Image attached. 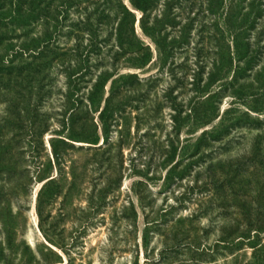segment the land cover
I'll return each mask as SVG.
<instances>
[{
    "label": "rangeland",
    "instance_id": "rangeland-1",
    "mask_svg": "<svg viewBox=\"0 0 264 264\" xmlns=\"http://www.w3.org/2000/svg\"><path fill=\"white\" fill-rule=\"evenodd\" d=\"M0 264H264V0H0Z\"/></svg>",
    "mask_w": 264,
    "mask_h": 264
},
{
    "label": "trees",
    "instance_id": "trees-1",
    "mask_svg": "<svg viewBox=\"0 0 264 264\" xmlns=\"http://www.w3.org/2000/svg\"><path fill=\"white\" fill-rule=\"evenodd\" d=\"M153 2V0H131L132 6L135 10H143V5H151ZM127 13L131 16H133L130 12L127 11ZM126 31V32H124ZM118 35H119V40L121 42V45L123 46L124 43V37L127 35V40H129V45L131 46L132 42H134L135 40V32L134 30H132L131 33H129L127 30L123 29V25L122 27H120V29L118 30ZM125 44V43H124Z\"/></svg>",
    "mask_w": 264,
    "mask_h": 264
}]
</instances>
